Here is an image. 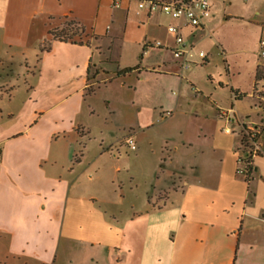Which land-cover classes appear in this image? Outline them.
<instances>
[{
  "label": "crops",
  "instance_id": "0c3cea01",
  "mask_svg": "<svg viewBox=\"0 0 264 264\" xmlns=\"http://www.w3.org/2000/svg\"><path fill=\"white\" fill-rule=\"evenodd\" d=\"M113 1L0 0V264H264V156L236 174L240 123L263 116L255 72L202 83L167 29L146 40L154 15L180 35L182 19ZM64 17L88 37L46 50ZM24 49L36 72L5 82Z\"/></svg>",
  "mask_w": 264,
  "mask_h": 264
},
{
  "label": "rangeland",
  "instance_id": "374dc122",
  "mask_svg": "<svg viewBox=\"0 0 264 264\" xmlns=\"http://www.w3.org/2000/svg\"><path fill=\"white\" fill-rule=\"evenodd\" d=\"M223 5H217L213 15L205 22L204 28L190 25L181 29V36L190 49L192 61L191 68L197 72L202 83H206L211 75L216 82H226L227 93L230 87L239 86L247 88L253 81V76L258 60L259 41L264 40V0H230ZM138 1H130V14L138 7ZM157 15V14H156ZM146 26V18H135ZM117 27L123 26V20H115ZM172 24H178L173 22ZM105 25H103V28ZM107 26L111 24L107 23ZM167 20L164 16H153L148 27L147 41L164 42L163 32L167 29ZM170 40V39H169ZM121 39H117V42ZM202 52L205 57H199ZM37 53V51H36ZM125 54V64L140 62V55ZM32 49H24L13 57V63L5 66V82L19 83L29 81L38 68V56L35 57ZM8 56V55H7ZM6 56V58H7ZM27 58V61L24 60ZM21 60V63L20 61ZM9 75V76H8ZM8 76V77H7ZM209 83V81H208ZM217 87V85H216ZM141 185V183H139Z\"/></svg>",
  "mask_w": 264,
  "mask_h": 264
},
{
  "label": "built area",
  "instance_id": "2783aa9c",
  "mask_svg": "<svg viewBox=\"0 0 264 264\" xmlns=\"http://www.w3.org/2000/svg\"><path fill=\"white\" fill-rule=\"evenodd\" d=\"M227 0H138V9L147 8L149 13L161 12L174 20H183L185 25L201 27L203 22L212 16L213 9L218 4H224ZM246 1V0H244ZM113 1V6H118ZM168 33L173 37L175 47L172 53L177 60L182 62V67H189L192 62L190 49L182 46L183 40L179 33V27L167 26ZM155 47H161L162 43L156 41ZM259 56L264 58V40L259 41ZM199 57H205L199 52ZM253 95L259 98L262 107V118L257 124L243 125L240 123L237 145V167L236 174L249 179L253 167V159L257 156H264V85L253 89ZM169 114V112H166ZM226 117L228 118L227 114ZM225 131L231 132L226 128ZM127 144L131 149L135 148L133 140L128 139ZM251 169V170H250Z\"/></svg>",
  "mask_w": 264,
  "mask_h": 264
},
{
  "label": "trees",
  "instance_id": "16d2710c",
  "mask_svg": "<svg viewBox=\"0 0 264 264\" xmlns=\"http://www.w3.org/2000/svg\"><path fill=\"white\" fill-rule=\"evenodd\" d=\"M50 41L46 42L44 48L48 50L50 48L51 41L69 42L73 44H83L85 38L88 37L85 26L74 18L64 17L62 22L57 27H50L48 30ZM129 69H123L122 71H128ZM255 85L258 82H264V66L257 65L255 69ZM234 94H236L234 92ZM251 170V169H250Z\"/></svg>",
  "mask_w": 264,
  "mask_h": 264
}]
</instances>
